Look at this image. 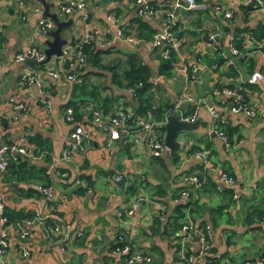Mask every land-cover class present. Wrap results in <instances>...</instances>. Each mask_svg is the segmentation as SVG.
<instances>
[{"label":"crops","instance_id":"obj_1","mask_svg":"<svg viewBox=\"0 0 264 264\" xmlns=\"http://www.w3.org/2000/svg\"><path fill=\"white\" fill-rule=\"evenodd\" d=\"M45 1L50 5V12L57 13L61 21L72 19L71 26L61 30L67 40L65 46H70V62L76 45L88 40L93 41L97 50L104 51L100 54L104 64L116 59L123 61L127 54H134L150 65L155 85L158 84L142 95V99H149L152 106H161L164 110L166 105L181 99V111L190 114L198 108V125L177 135L179 157L174 161L169 155L153 157L143 136L137 132L109 141L107 132L95 128L88 120L85 125H89L87 129L91 132L85 148L73 154L68 164L56 161L73 130V125L65 120V104L86 99L91 104L84 108L86 110L95 107L94 104L105 106L103 98L111 95L108 90L98 95H73L74 85L66 79L71 67L62 64L59 57L53 56L39 64L42 67L16 61V54L26 53L30 46L39 47L43 52L51 36L39 30L38 21L45 16L38 0H0V131L5 143L24 147L27 154H31L15 153L11 159L19 155L30 165L46 168L51 179L49 187L54 192L49 197L41 192L40 182H17L6 170L0 175L5 208L33 214L29 220L17 221L21 229L30 233L24 239L20 238L17 226L9 227L10 244L4 264H128L121 255L112 254L111 247L117 240H125L133 251L151 257L148 263L135 264H185L188 251L199 249L201 244L197 237L187 240L181 232L182 225L173 231L175 197L185 186L189 187L190 199L182 201L191 204L182 209L183 222L188 213L195 226H209L211 236L205 254L211 256L215 264H242L264 255V223L256 224L254 220V215L264 208V80L252 87L247 81L252 71L264 66L261 49L264 43L260 46L257 40L254 43L246 39L242 58L232 55L226 47L219 54L204 43L207 35L221 36L228 28L255 29L258 24L264 25V10L249 7L248 0H198L231 7L234 14L230 23L211 11L177 10L180 30L174 35L181 46L176 54L187 65L200 63L196 79L190 81L175 67L169 75L158 74L159 55L162 58L163 55L160 49L153 48L152 39L128 43L115 37L116 25L124 26L126 35L136 37L139 19L156 33L162 31L166 27L164 10L177 0H147L157 9L152 16H140L132 0H82L85 10L72 14H61L60 7L65 0ZM165 2L170 6L165 7ZM22 4L31 8L23 12ZM247 35L248 32L244 37ZM154 49L160 50L159 53ZM173 58L176 61L175 54ZM83 68L82 73L89 74L84 90L110 82L109 72H93L87 65ZM53 72L57 73V78L51 76ZM24 76L34 81L21 84ZM81 82L82 79L78 83ZM229 86L247 90L256 112L254 118L232 114L221 104L224 98L220 90ZM127 92L113 95L106 108L111 112L116 107L136 110L139 98ZM18 102L24 103L25 108H16ZM212 109L220 112L223 128L229 130L228 148L213 131ZM164 135L165 130L161 133L163 140ZM133 137L138 140L133 141ZM103 144L109 147L104 153L99 150ZM195 151L203 156L196 157ZM64 168L70 171V182L59 174ZM219 171L233 177L232 187L237 198L216 189ZM198 173L205 175L204 181L193 189L183 178ZM78 175L82 176L81 183L75 180ZM115 175L123 176L121 183L114 181ZM139 197L142 200L135 213L126 214ZM253 212L254 218L251 216L250 220L247 216ZM160 214L163 218L155 224ZM46 222L51 225L47 226ZM48 227L59 230L51 229L49 233ZM1 229L0 225V235ZM20 244L28 249V256L22 255ZM109 253L110 260L107 259Z\"/></svg>","mask_w":264,"mask_h":264},{"label":"built area","instance_id":"obj_2","mask_svg":"<svg viewBox=\"0 0 264 264\" xmlns=\"http://www.w3.org/2000/svg\"><path fill=\"white\" fill-rule=\"evenodd\" d=\"M66 3L62 4L60 7L61 14H72L78 10H85L86 6L85 3L82 0H65ZM134 5L137 8V13L140 16H152L156 12V8L154 6H151L147 0H135ZM246 5H256L257 8L264 10V0H248ZM159 7V6H158ZM31 6L28 4H22L21 10L23 12H27ZM184 9L187 11H195V12H206L211 11L213 13L218 14L220 18L223 21H227L228 23L232 21L233 19V10L231 7H227L224 5H210L203 1L198 0H177L174 4L170 6V8L164 10L165 14V22L166 27L153 35L152 37V46L153 48H158L161 50V54L163 55V58L166 60L171 59L170 51L168 49V46L170 49H172L175 52L176 55V61H171V64L173 67L176 68V70L183 74L186 79L193 81L196 79L199 71V62H191L190 64H186L184 62V59L182 57H179L177 54H179V47L181 46V41L177 40L175 35L171 32L172 26L176 25L177 22V10ZM35 10H37L35 8ZM25 15V14H24ZM24 15L21 17L24 19ZM109 20L114 22V20L111 18V16L108 17ZM38 27L41 33L47 34L54 28V23L51 20H46L44 17H41L38 21ZM180 30V27L178 28ZM126 31L124 27L117 26L116 25V33L115 37L117 39H121L123 41H126L128 43H138L141 42V39H137L136 37H133L131 35H126ZM207 39L204 40V43L211 46L212 48L216 49L217 47H221V49H225V47L228 49V51L232 55H242V50H238L237 46L234 42V36L232 32L226 31L223 35L217 36V35H207ZM244 39L251 40L248 36L244 37ZM264 42H259L258 44L263 45ZM77 46V45H76ZM70 46H65L62 50V54L59 57L60 62L62 64H68L71 68L75 67H81L85 65V55L81 53L80 50H77L74 52V58L73 61L70 62L69 53ZM177 53V54H176ZM45 54L39 50L35 46L28 47L26 53H18L15 56L16 61L23 62L26 59L36 60L37 62H40L44 59ZM68 61V62H67ZM53 78H57V73H51ZM66 79L68 81H71L72 83H78L80 82L79 78H76L75 74L73 73H67ZM264 80V66L262 69L254 70L252 71L248 76V83L251 85H257L260 81ZM34 80L28 79L27 77H23L21 80V84H30ZM41 95H43L42 90L39 91ZM128 92L136 98L137 96L133 92L132 89L128 90ZM220 95L224 98L221 100V104L228 108L229 112L232 114H245L251 118H254L256 116L255 110L252 108L251 105L247 104L245 101V96L243 93H241L238 90H233L231 88H224L220 90ZM227 98H232L233 102L228 103L226 102ZM183 105V101L181 99H178L174 101L170 106L165 110L164 114V120L161 122H156L151 119L152 115L147 114V118L138 116L134 114L132 111H128L127 109L123 107H116L112 113L104 114L100 109L97 108H90L91 112V118L90 121L93 124V126L96 128H99L108 134V140L112 141L115 139H119L121 135H124L128 137L132 133H139L143 136V140L146 143V146L150 150V153L153 157H161L162 155H169L171 153V149L165 146L164 140L161 136V133L159 129H157L160 126H163V124L167 121L168 117L171 115H175L180 121L183 122H195L198 119V108L196 107L193 109V111L190 114L185 113L184 111H181ZM26 105L22 102L16 103V108L18 109H24ZM211 113L214 117L213 120V128L215 134L222 140L225 147L228 148V137L227 134L224 132L223 127L221 124L224 123L223 116L220 114V112H216L215 109L211 110ZM64 116L65 120L69 123H73V130L70 133V137L68 140V144L64 147L60 157L56 159V161H62L64 163H70L72 161L73 154L82 151L90 136V129H87L89 125H84L81 121H76L74 119V110L71 107H67L64 110ZM138 139L136 137H133V141H137ZM109 142H107V145L109 146ZM25 154L27 156H31V154H27L26 149L24 147L14 145V144H7L4 142V139L2 137V132L0 131V172L4 170L9 154ZM196 157H202L203 153L197 152L195 154ZM62 178H66L68 176V172H62L60 174ZM185 183H189L193 187V189H197L200 187L202 180L199 179V176L196 174H191L189 176H185L184 178ZM123 180L122 175H115L114 181L117 183H121ZM218 190L222 189V187H229L234 184L235 180L233 177L227 175L224 171H219L218 173ZM77 183H81V180L76 178ZM41 192L45 195L51 197L54 192L51 187H42ZM190 196V193L187 190L181 191L180 199H188ZM234 198H237V195L234 194ZM139 201H135L131 208L126 210V214L133 215L135 213V210L140 206V201L142 200V197L138 198ZM5 209L4 199L3 196L0 193V225L2 227L1 229V235H0V263L4 264V256L8 252L9 249V227L14 225H6V218L3 216V211ZM122 212H118V215H121ZM264 216V212H263ZM264 223V220L261 222ZM17 227L20 229L19 236L20 238L24 239L25 237L29 236V231L26 229H21L20 225H17ZM16 228V227H15ZM17 229V228H16ZM51 229H54V231H58V227L50 228L48 227L47 230L49 232H52ZM181 232L183 236L190 240L193 237H197L199 239L200 247L199 249L195 250L194 252L187 254L185 256V264H194L195 261H199L202 264H206V259H204V255L206 253V250L208 248V239L210 238V228L208 225H205L204 227H197L193 224V220L190 217V214L187 213L186 219L182 224ZM19 248L22 251V255L24 257L29 255L28 249L23 245L20 244ZM112 254L115 256L119 255H126V262L128 264H135L138 262H150L151 257L143 252H137L133 251L129 245H124L123 247H116L115 249H112ZM242 264H264V258L260 257L255 260H248L244 261Z\"/></svg>","mask_w":264,"mask_h":264},{"label":"trees","instance_id":"obj_3","mask_svg":"<svg viewBox=\"0 0 264 264\" xmlns=\"http://www.w3.org/2000/svg\"><path fill=\"white\" fill-rule=\"evenodd\" d=\"M25 1V0H24ZM135 0H132L133 4H134ZM151 6H154L155 4L149 3ZM165 7L166 6H170L169 3H164ZM157 6H161V5H157ZM249 7L255 8L256 5H249ZM170 8V7H168ZM243 11L246 13L248 11V8H244ZM46 20H50L49 18L44 17ZM138 21V31L136 33V38H139L145 42H150V40L152 39L153 35L156 33L155 30H153L148 23H146L145 21L139 19ZM230 23V22H229ZM121 27H124L121 25ZM178 31V23L174 26H172L171 28V32L174 34L175 32ZM226 31L232 32L233 36H234V42L235 45L237 46V49L240 51L242 50L243 47V42L245 41L244 39V35L248 32V37L250 39L253 40V42L255 43V41L257 40L258 42H264V25L262 24H258V26L254 29L251 27H243V28H237L235 30H232L231 28L227 29ZM50 33V32H48ZM47 33V34H48ZM206 40V39H205ZM73 43V42H72ZM39 49V47H37ZM77 50H80L81 53H83L86 57L85 59V66H90L93 70V72H102V71H107L110 74V82L106 85H104L103 87H99V86H94L91 85L89 89L84 90V87H87V84L84 85V82H86L87 80V76L89 74H84L83 72V66H81L82 68L79 67H75L74 69L71 70L69 73H73L75 74L76 78H81L82 82L79 83H72V85H74V89H73V95H98L101 91H107L108 90V95H111V97L113 95H122L123 91H128L130 89L133 90V92L135 93V95L139 98V102L137 103V108L136 110H134V114L147 118V112H149L148 114H151L152 117L151 119H153V121L156 122H161L164 120V114H165V110L170 106L166 105V109L164 110L163 107L161 106H152L149 103V99H142V95H144L145 93L151 91V89L154 87L156 88L158 86V84L156 83L155 85V80H154V71L153 69L150 67V65H148L146 62L141 61L136 55L134 54H127L125 60H119L116 59L115 61L109 62L108 64H104L102 63V61L100 60V54H102L104 51L102 50H97L95 48V45L93 43V41L88 40V41H83L77 44L76 46ZM168 49L170 51V55H171V59L170 60H166L163 59L161 57V55H159V73L158 74H164V75H169L171 68L173 67V65L171 64V61H175L173 56L175 54V52L170 49V47L168 46ZM261 49L264 52V46L261 47ZM41 50V49H39ZM215 50H217V53H221L222 49L221 47H217ZM160 50L158 49H154V52L159 53ZM242 58V56H240ZM66 67L69 68L68 64H65ZM38 67H42V65H39ZM253 64L249 61V68L252 69ZM80 79V80H81ZM154 84V85H153ZM249 87H252L254 85L248 84ZM228 88H231L233 90H238L241 93L244 94L245 96V102L249 105L250 104V99H249V93L247 92V90L245 89H235L231 86H229ZM128 93V92H127ZM130 94V93H128ZM131 95V94H130ZM111 97H104L103 101L105 102V106H98L94 104V108L100 109V111H102L104 114H109L112 113L110 110H108L107 104L110 101ZM133 97V96H132ZM226 102L231 103L233 102L232 98H227ZM91 104H89V101L86 99H79L78 101L75 100H70L68 103L65 104L64 106V110L67 107H71L74 110V119L76 121H81L82 123L85 122L88 123L91 118V112H90V108L93 107H88L86 108V110L84 109L87 106H90ZM93 105V104H92ZM84 111H83V109ZM253 108V107H252ZM254 109V108H253ZM255 110V109H254ZM86 117V118H85ZM73 124V123H72ZM222 127H224V124H221ZM157 129H160L162 131H164V126H160ZM224 132L226 134H228L229 130H225L223 128ZM37 145H40V143L37 141ZM189 153L191 152L188 151ZM198 151H195V153H197ZM178 153V149H174L171 150L170 153V158H172V160H176L177 157H179ZM186 153V152H185ZM12 154L8 155V160L6 163V166L4 168L3 171L0 172V175L5 172V170L7 171V173L10 175L9 177H11L12 179H14L17 182H30V181H38L41 183V185L43 187H49L50 183H51V179L49 177L50 173L49 171L46 170V168H38L34 165H30V163L28 162L27 159L17 155L15 159H11ZM13 157V156H12ZM62 172H68V176L66 178H63L66 182H70L68 179L71 177H69L70 175V171L66 168L64 169H60L59 174H61ZM226 173V172H225ZM227 175L231 176L230 174L226 173ZM199 176V179L204 181V179L202 177H204L205 175H202V173H198L197 174ZM81 175L79 176H75V180L76 178L81 179ZM123 177V176H122ZM232 177V176H231ZM218 178V177H217ZM216 183H218L216 185V189L218 190V185H219V181L216 180ZM188 185V184H187ZM189 186V185H188ZM189 187L185 186L183 190H187L188 191ZM181 191L179 193L178 196H176L175 200H176V206H175V215L173 216L174 221L172 223L173 226V231H175L176 229L180 228L183 222V211L182 209L188 205L190 206V202H186L184 203V201H182L180 199V194ZM221 193H227L229 195L232 196V194H234V188L231 186L229 187H222V189L218 190ZM25 194L31 193L30 191H23ZM189 192V191H188ZM190 199V198H189ZM181 201V202H180ZM191 211H193V209L191 208ZM263 212H264V208L257 213L256 215H254L255 217V223L256 224H260L263 220H264V216H263ZM253 213H249L247 218H249L250 220H252L251 218L253 217ZM3 216L6 218V225H20L17 223V221L23 222L24 220H29L31 217H33V214L30 212H23V211H15L9 208H5L3 211ZM252 216V217H251ZM163 218V215L160 214L156 217L155 219V224H159L160 219L159 218ZM253 217V218H254ZM166 219V216L164 218V220ZM182 221V222H181ZM49 222H46V225L49 226L51 224H48ZM51 233V232H49ZM124 245H126V241L125 240H117V242L115 244L112 245L111 249H115L116 247H123ZM111 252V251H110ZM194 251H188L187 254H190ZM261 257L264 258V255H262ZM112 258V255L109 253V257L107 258L108 260H110ZM120 258L124 259L126 261V255H121ZM106 259V261H107ZM204 259H206V264H215L214 261L212 260L211 256H209L208 254L204 255ZM196 261L194 264H197Z\"/></svg>","mask_w":264,"mask_h":264},{"label":"water","instance_id":"obj_4","mask_svg":"<svg viewBox=\"0 0 264 264\" xmlns=\"http://www.w3.org/2000/svg\"><path fill=\"white\" fill-rule=\"evenodd\" d=\"M43 6V16H47L52 19L55 28L50 31L51 39L46 40V47L43 50L45 58L43 61L37 62L36 60L26 59L25 64L29 66H36L39 64H44L50 60L51 57H60L64 46L67 44L66 38L61 35V30L65 26H71L72 19L66 21H61L57 13L50 12V5L45 0H38ZM198 121L195 122H183L180 121L175 115L168 117L167 121L164 123V144L171 150L177 149L179 143L176 140L177 135L186 130H191L196 128Z\"/></svg>","mask_w":264,"mask_h":264},{"label":"rangeland","instance_id":"obj_5","mask_svg":"<svg viewBox=\"0 0 264 264\" xmlns=\"http://www.w3.org/2000/svg\"><path fill=\"white\" fill-rule=\"evenodd\" d=\"M52 59V58H51ZM128 111H131V109H127ZM161 133L163 132V131H160ZM133 147H135V146H133ZM109 147L108 146H106V144L104 145L103 144V146L102 147H99V150L101 151V152H103L104 153V150L106 151V149H108ZM4 184H3V180H0V188L3 186Z\"/></svg>","mask_w":264,"mask_h":264}]
</instances>
